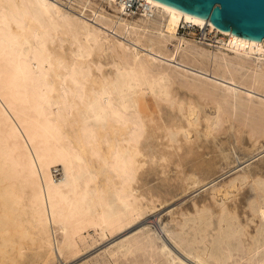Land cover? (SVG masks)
<instances>
[{"label": "bare ground", "instance_id": "1", "mask_svg": "<svg viewBox=\"0 0 264 264\" xmlns=\"http://www.w3.org/2000/svg\"><path fill=\"white\" fill-rule=\"evenodd\" d=\"M54 1L0 0V264L66 260L80 229L106 234L127 226L148 207L139 191L132 195L147 170L171 172L184 193L233 173L208 187L206 197L193 200L188 210L168 212L160 225L173 247L145 226L110 256L139 261L141 250L139 264H264V159L245 164L264 151V125L230 118L242 109L264 116V109L239 102L234 86L258 90L264 67L227 51L240 48L261 58L264 38H244L150 0H114L121 11L134 12L133 3L142 8V15L120 28L72 5L77 15L168 59L175 66L170 72L154 62L157 55L107 37L59 7L62 0ZM180 25L211 28L221 33L220 44L227 36L230 45L182 38L169 51L167 40L155 44L127 28L173 37ZM187 73H209L234 85L221 88L218 97L217 85L189 84L183 80ZM144 90L165 101L157 118L142 109ZM200 98L214 104L210 113ZM246 186L253 194L239 211L227 200Z\"/></svg>", "mask_w": 264, "mask_h": 264}, {"label": "rangeland", "instance_id": "2", "mask_svg": "<svg viewBox=\"0 0 264 264\" xmlns=\"http://www.w3.org/2000/svg\"><path fill=\"white\" fill-rule=\"evenodd\" d=\"M50 1V0H49ZM54 0H51L53 2ZM55 2V1H54ZM78 2L80 4H78ZM58 3L59 7L67 11L68 13L74 15L75 17L82 18L83 20H86V22L91 26H94L98 30H100V33L105 34L107 37H113L119 41H122V43H125L130 49H135L139 51L142 54L147 55H157L158 57H155L156 59L154 62L159 63L162 67L169 68L170 72H174L175 66L173 63H170L165 58H163L159 53H152V51L147 50L144 45H141L140 43H136L129 39L126 35L123 36V34L117 33L114 28H108L101 23L95 21L90 16H83V15H77L76 11L73 9V6H78L83 9L86 14H95L97 13V16H102L104 19H106L108 22L115 23V28H120L119 25L124 26V22H133L137 19L139 15H142V8L139 6V9L136 10V5L134 6V12L130 11H121L120 9L115 8L114 6V0H77L74 2V0H62L56 2ZM71 5V6H70ZM182 26H177L174 32V36L170 37L169 34L166 31H160V30H150V29H142L138 27H131L128 26V29H133L136 34L145 40H148L152 43H159L162 45V41L165 39L166 46L169 51H173L174 44H176L178 41H180L182 38L188 39V40H195L193 37V34L198 29L191 28L186 26L185 28H181ZM105 29V30H103ZM104 31V32H103ZM189 31V33H188ZM128 38V39H127ZM144 42V40H143ZM182 46L183 44L179 42ZM229 39L226 36V42L224 44H220L221 48L226 49V46H229ZM219 46V45H218ZM228 52L231 54H239L246 56L254 61V63L260 67H264V52L262 54L261 58H258L255 55L248 54L244 51H242L240 48H234L230 47L227 48ZM149 52H147V51ZM145 52V53H144ZM160 56V57H159ZM160 58V59H159ZM106 70L109 69V67L105 68ZM177 71H181L180 68H176ZM188 76L184 77L183 80L187 81L189 84H196L200 85L201 82H208L217 85L215 88V94L218 97L223 96V92L221 88H225L226 86L234 85L231 82H228L225 79H218L214 80L210 76L209 73L205 75H194L192 73H187ZM205 76V77H204ZM237 78H243L245 76L244 71H241L240 74H236ZM210 77V78H209ZM182 78L177 77L176 83L179 84L181 82ZM201 81V82H200ZM222 82V83H221ZM226 83V84H225ZM229 83V84H227ZM225 85V86H224ZM235 88L238 91V101L241 102L243 105H249L251 108H259L264 109V79L259 86L258 90H253L247 88L243 85H234ZM208 88L212 89V86H208ZM243 89V90H242ZM248 90V91H247ZM183 91H186L185 88H183ZM192 93H196L194 91H191ZM246 92H250V98L246 96ZM177 95L181 99H187L186 94L182 95L179 94L180 92L173 91V95ZM253 94V95H252ZM247 99H250V101H247ZM140 100L142 103V109L147 114L149 118H157L158 114L160 113V108H162L165 105V101L160 99L158 96L153 94L150 90H144L142 94L140 95ZM199 103L204 104L205 103V109L206 113H210V108L213 107V103L210 101V99L200 98ZM260 103V104H259ZM246 111L244 109L237 110L236 113H234L230 118L236 119L239 122H243L246 120V118H249L252 122L255 124L264 125V116H249L247 115ZM201 121L204 120V117L200 115ZM226 125V124H225ZM200 128V127H198ZM222 134L223 131H218V134ZM210 151V150H208ZM212 155L211 152L206 155L210 156ZM264 159V151L260 153L258 156L253 158L250 162L245 163L246 165L249 163H256L259 160ZM244 164V166H245ZM243 166V165H242ZM148 171V172H147ZM145 174L142 176V180L136 181L133 185L132 195L136 196V192L139 191L141 193V198L143 199V202L147 203L148 207L145 208V213L141 217L134 216L132 218V221L119 231H115L113 233L102 234L99 230H95L93 227L88 228H82L79 230V236L76 238L74 247L72 250L67 254L66 260H62L61 258L58 260L56 259L54 262H48L45 264H139L136 262L141 261L142 254H144V251H138L137 252V258H139L135 261L134 258H130V256L122 257L118 254V256H110L109 252L113 249H116V245H118L121 241L124 240V238H128L133 234H136L141 228H144L145 226H151L156 231L160 232L161 236H163V240L169 244L170 247H173L171 242L165 237V234L161 231V223H165L169 218V213L171 211H185L188 210L193 200H199L203 197H206L205 190L210 187L213 184L221 182L223 179L229 178L230 175L233 173H228L224 176L218 177L215 182L205 186V187H199L197 189H194L192 191H186L181 192L176 189L177 182L174 180V176L171 172L167 173H156L154 171L147 170ZM154 172V173H153ZM157 175H156V174ZM172 174V175H171ZM166 175V176H165ZM176 183V184H175ZM252 190L249 186L244 187L237 195L236 197L229 196L227 202L233 205H237L240 207L246 203L248 198L252 197ZM235 203V204H234ZM152 205L154 208H150L149 206ZM242 208V207H241ZM100 234L105 236H100ZM164 234V235H163ZM115 251V250H113ZM142 253V254H141ZM141 255V258H140ZM114 257V258H113ZM118 257V258H117ZM121 257V259H120ZM28 258V259H27ZM26 260L29 261L31 257H27ZM127 258V259H126ZM129 258V259H128ZM134 260V261H133Z\"/></svg>", "mask_w": 264, "mask_h": 264}, {"label": "water", "instance_id": "3", "mask_svg": "<svg viewBox=\"0 0 264 264\" xmlns=\"http://www.w3.org/2000/svg\"><path fill=\"white\" fill-rule=\"evenodd\" d=\"M244 38H264V0H150Z\"/></svg>", "mask_w": 264, "mask_h": 264}, {"label": "built area", "instance_id": "4", "mask_svg": "<svg viewBox=\"0 0 264 264\" xmlns=\"http://www.w3.org/2000/svg\"><path fill=\"white\" fill-rule=\"evenodd\" d=\"M135 5L136 4L133 3L131 7L134 8ZM194 34H195V39L203 43H208L212 45L223 43V41H221V37H222L221 33L211 28H206L204 30L198 29L197 31L194 32Z\"/></svg>", "mask_w": 264, "mask_h": 264}]
</instances>
